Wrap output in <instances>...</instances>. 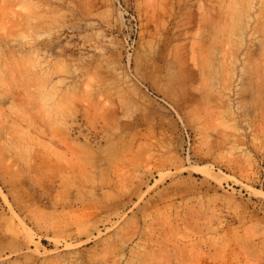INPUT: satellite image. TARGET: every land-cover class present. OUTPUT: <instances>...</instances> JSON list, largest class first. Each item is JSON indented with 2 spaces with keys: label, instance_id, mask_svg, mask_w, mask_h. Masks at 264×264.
I'll use <instances>...</instances> for the list:
<instances>
[{
  "label": "rangeland",
  "instance_id": "obj_1",
  "mask_svg": "<svg viewBox=\"0 0 264 264\" xmlns=\"http://www.w3.org/2000/svg\"><path fill=\"white\" fill-rule=\"evenodd\" d=\"M0 264H264V0H0Z\"/></svg>",
  "mask_w": 264,
  "mask_h": 264
}]
</instances>
